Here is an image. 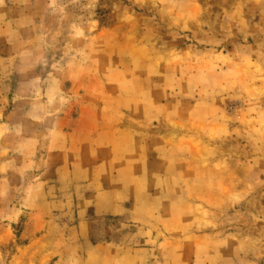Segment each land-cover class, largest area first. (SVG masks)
Here are the masks:
<instances>
[{
  "label": "rangeland",
  "instance_id": "1",
  "mask_svg": "<svg viewBox=\"0 0 264 264\" xmlns=\"http://www.w3.org/2000/svg\"><path fill=\"white\" fill-rule=\"evenodd\" d=\"M0 264H264V0H0Z\"/></svg>",
  "mask_w": 264,
  "mask_h": 264
}]
</instances>
